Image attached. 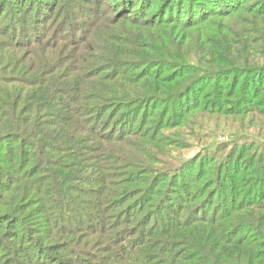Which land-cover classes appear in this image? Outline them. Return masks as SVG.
Wrapping results in <instances>:
<instances>
[{"label": "trees", "instance_id": "1", "mask_svg": "<svg viewBox=\"0 0 264 264\" xmlns=\"http://www.w3.org/2000/svg\"><path fill=\"white\" fill-rule=\"evenodd\" d=\"M34 4L0 22V264H264V128L164 149L212 136L188 113L264 119V0H116L48 32Z\"/></svg>", "mask_w": 264, "mask_h": 264}, {"label": "rangeland", "instance_id": "2", "mask_svg": "<svg viewBox=\"0 0 264 264\" xmlns=\"http://www.w3.org/2000/svg\"><path fill=\"white\" fill-rule=\"evenodd\" d=\"M10 2V6L9 8L6 10V12L3 14L4 16H0V22L1 25H3V23L5 22V20H8L10 15L12 13H16V15H18V13L20 14V11L23 9H26V11H30L32 9V12H34L37 9V6H35L34 4V0H27L25 2L24 5H20L17 2H14L12 0H8ZM49 4L51 5L50 7V12L47 13H51V11H53L55 9V14H54V19L50 22L47 31H50L53 29V27L56 25L57 20L59 19H66L67 16H69V18L71 19H75V18H79L82 19L81 17H85L83 19L89 20L88 16H86L85 13H83L84 10V6L87 8H91L93 12H95V16L92 15L89 16V18L91 20L95 19L96 17L99 18H106V17H110L114 14L113 12V8H111V3L115 2L116 0H106L107 2H101L100 0H93L92 3L89 2V0H62L61 2H59L60 0H48ZM4 0H0V4L3 3ZM58 3V8H55V4ZM76 2L78 3V7L74 6V3ZM246 5H250L252 4V2H246ZM66 6H69L68 9H66ZM65 7V8H64ZM139 7V4H137V6L135 8ZM41 8V7H40ZM127 8V6L125 5L123 7ZM41 12H43V10H41ZM49 15V14H48ZM242 16V15H241ZM86 20L84 22H86ZM58 26V25H57ZM70 31H65L64 34L66 35L67 33H69ZM69 36V35H67ZM134 74L136 73V71L133 72ZM121 78V77H120ZM118 78V79H120ZM145 79V78H144ZM157 111L154 112V110ZM200 110V109H199ZM162 111V107H155L152 106L150 107V109L145 112V115H147L148 117H152L154 115V113H158V112ZM147 113V114H146ZM149 114V115H148ZM186 118H189V120L186 122V125L183 129V132L185 133H191L193 131H195L196 129V125L198 123H201L205 129H208V132L211 133V137H209L207 140L205 138L204 142H198V140L189 141V147L191 146V148H184L181 147V145L176 146L175 148H170L168 145L164 146L165 150H169L170 151H174L175 152L172 153L173 156L179 157V158H190L193 155L200 153L202 150L205 149V147L209 146L205 145L206 143H213V142H218V143H222V145H225L226 147L230 146L229 143H225V142H230L232 141L238 134H240V131L246 132V133H250L252 134L254 131H257L259 129H261V131L264 128V119L261 118L259 115H257L254 112H246L244 114V116H221V115H215V114H210L207 112H203V111H198V112H192V113H188L187 116H185ZM174 118V119H173ZM171 119H173V121L176 119V117H172ZM170 119V120H171ZM142 126V124H139ZM135 129H138V126L136 124ZM204 129V131H205ZM171 134L172 132H167V134ZM156 134V133H155ZM158 138L161 140V136L158 135ZM181 143V142H180ZM163 145V144H161ZM249 150H245V158L249 159V158H253V151H256V149L249 147L247 148ZM229 151V148L227 150H225L224 152L221 153H227ZM221 153L219 155H221ZM196 168L198 169V165L196 166ZM185 181V180H182ZM188 182V181H186ZM224 187H226V184H223ZM181 193H178L177 196H173L172 199L176 200V203H181L182 202V197L180 195ZM175 197H177L179 200L175 199ZM168 205H171L170 201L168 200L167 202ZM171 208H174V204L173 206H171ZM209 212V210H208ZM211 215V213L209 212V216ZM163 217V216H161Z\"/></svg>", "mask_w": 264, "mask_h": 264}]
</instances>
